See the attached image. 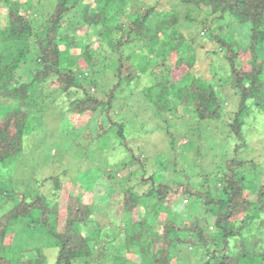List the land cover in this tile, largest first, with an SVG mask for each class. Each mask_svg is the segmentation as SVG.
Masks as SVG:
<instances>
[{
	"label": "trees",
	"instance_id": "trees-1",
	"mask_svg": "<svg viewBox=\"0 0 264 264\" xmlns=\"http://www.w3.org/2000/svg\"><path fill=\"white\" fill-rule=\"evenodd\" d=\"M39 1L0 0L5 10L4 24L0 29V108H4L0 117V162H8L19 154L27 126L44 114L42 106L37 105L43 87L51 92L59 89L60 98L65 102L63 108L78 115L71 118L76 125L83 124L85 116L90 120L95 113L99 112V115L105 111L109 127L104 132L117 126L116 134L123 137L121 143L143 168L148 164V157L138 143V137L126 138L125 123L113 120L117 112H109L114 92L117 88L123 90L124 84L139 90L145 102H150L156 113L163 117L168 128L179 131L191 121H219L224 118L229 129L226 137L238 139L233 145L235 151L246 146L247 140L242 131L244 117L251 113L255 117L264 113V0H172L173 3L162 8L156 2L153 6L143 5L141 14L137 16L129 7L132 0H52L43 37L34 32L28 14L29 8ZM198 12L207 16L218 14L215 16L218 18L227 15L226 22L210 31L212 49L209 54L215 56L225 52L231 66V74L225 81L220 73H212L217 82L215 86L195 73L199 70L193 61L200 64L202 57L197 53L204 47H195L198 40H188L180 29L175 28L182 16L194 21ZM121 16L127 22L117 23L122 36L116 40L111 33ZM78 17H81V23L74 21ZM229 26H233L234 32L231 28L229 30ZM78 28L84 29V34H78ZM92 31L97 36L93 44L89 43ZM104 34L109 35V44L118 55L115 68L118 80L110 88L106 99L98 98L82 83L86 71L92 72L97 63L96 49L101 46ZM136 41L141 45L147 42L146 47L140 45L124 55L126 46ZM31 48L36 50L34 60L30 59ZM131 52L138 55L139 63L144 61L148 72L136 70L133 65L135 56ZM189 54L190 58L186 59ZM156 62L164 71L160 79L154 77ZM31 63L34 66L28 67L24 78L18 70ZM35 64L39 66L35 67ZM214 68L216 70L217 67ZM223 82L229 84L230 89H235L237 94L234 97L219 89L221 84L224 86ZM229 95L236 100L228 99ZM129 96L122 99L123 102L129 101ZM228 100L235 105L234 109H228ZM140 126L143 127V122ZM101 131L99 129V135ZM186 131L188 143L183 147H193L195 153L200 152L201 133L194 129ZM137 134L139 136L140 132ZM170 134L169 144L166 145L175 157L173 166L166 161L164 153L167 152L158 150L153 170L141 178L154 179L157 169L161 171L173 167L178 169V177L182 175L183 178L176 183L153 184L145 194L154 199L147 212H140L141 196L130 190H125L121 199L118 191L109 193L111 176L107 177L103 172L92 183L80 182L75 190L71 186L73 180L61 183L59 177L53 176L57 192L52 204L47 203V197L37 188L31 192L19 187L16 193L4 194L0 191V195L3 193L11 200L10 207L0 213V264H50L43 246L56 250L54 264H79V260H83L84 264H99L97 260L105 256L102 246L105 243L102 238L101 243L98 242L101 227L83 233L77 226L90 221L99 209L109 212L111 225L118 220L117 226H123L120 229L122 242L132 251L133 261L113 254L109 258L112 264H138L139 255L133 252L132 247H137V251L142 253L145 264H170L175 242L193 247L206 241L203 228L198 223L203 215L176 220L166 212L159 213V209L163 206L167 208L171 199L193 176H202L203 182L199 183L198 190L201 191L192 190L191 193L210 206L204 215L208 216L209 224L216 230L212 235L215 250L210 257L207 255L209 258L205 263L264 264V162L242 159L239 154L227 160L217 177L218 187L221 185L222 188L221 195L212 196L209 181L213 175L202 166L203 159L192 162L194 173L189 172V166L177 162L176 158L183 157V148L176 151L175 135ZM247 167L255 173H249L248 169L246 172ZM218 168L219 165L215 167ZM37 183L39 181L34 184ZM202 186L206 187L205 190ZM86 188L93 189L94 197L83 202L81 196ZM125 214L129 220L125 219ZM23 229L27 230L29 241L20 247L22 239L19 231ZM35 234L38 237L31 239ZM23 251H35V255L23 258Z\"/></svg>",
	"mask_w": 264,
	"mask_h": 264
},
{
	"label": "rangeland",
	"instance_id": "rangeland-1",
	"mask_svg": "<svg viewBox=\"0 0 264 264\" xmlns=\"http://www.w3.org/2000/svg\"><path fill=\"white\" fill-rule=\"evenodd\" d=\"M52 2V0H40L37 4L35 3L32 5V8H29L28 14L29 19L32 20L31 23H33V30L40 37H43L46 33L47 18L53 6ZM156 2H159L160 8L173 3L172 0H132L129 7L131 8V12L137 16L139 13L141 14L143 5L153 6ZM184 11H186V9H184ZM4 12V5L0 3V29L5 20ZM217 15L218 14L207 16L204 13L198 12L197 16L194 15L196 18L194 21L186 20L182 16L175 26V28L180 29V31L187 36L188 40L192 41L196 39L199 41L195 44V47H199V45L204 47L197 53L202 57L199 62L200 64L197 65V62L194 61L193 64L197 70H199L195 73L205 78L212 86H215L217 83L212 73H220L224 81L227 80V77L231 74V66L228 59L225 58V52L215 55L216 57L208 52L212 49L210 43L212 36L210 31L215 30L218 25L227 21V15H225V18L215 17ZM74 21H76V23L82 22L81 17H78L77 20L74 19ZM111 22L110 20V23ZM118 22L126 23L127 20L121 16L115 22L111 37L116 40L122 36L121 31L117 29ZM228 28L231 31L233 26H229ZM76 32L78 34H84V29L81 30L78 28ZM96 39L97 36L95 31L90 32L89 43L93 44ZM109 39V35H102V44L96 49L97 63L93 71L87 70L89 73L86 71L82 79L83 85L86 86L90 92H93L98 98L103 99H106L110 88L113 87L118 80V75L115 73L118 55L116 50H113L112 46L109 44ZM32 41H35V39H32ZM146 43L141 45V42L136 41V43L126 46L124 55L140 45L145 48ZM1 45L0 43V46ZM32 48L30 59L34 60L36 50ZM144 51L148 53L145 49ZM76 52L78 53V51ZM130 54L135 56L133 65L136 70L143 71V73L148 72V69L144 67V61L142 63L140 61L139 63L137 60L138 55L134 52ZM190 56L191 54L186 56V59L188 57L190 58ZM157 62L154 69V77L160 79L164 71ZM127 63L130 64L129 61H127ZM33 66L34 64L32 63L27 64L20 67L18 71L20 74H24L23 77L26 78V70L28 67ZM37 66H39V64H35V67ZM215 66L217 67L216 70H214ZM139 81H142V79ZM47 83L48 81L46 84ZM122 86L124 88L123 90L122 88H117V91L114 92L115 96L112 98V105L109 112H117V117H115L116 115L113 116V120H120L123 125L125 123L124 134L126 138H130L133 135L138 137V143L142 145V148L147 152L145 155L148 157V164L145 168L139 165L138 161L127 150L126 146L121 143L123 137L116 134L117 126H113L107 132H104L105 128L109 127V117L105 111H102L99 115V112L95 113L90 120H87V116H85L83 117L84 123L76 125L71 118H77L78 115L76 112L68 111L63 108L65 102L62 100L63 98H60L62 95L59 94V89L51 92L49 89L43 87L41 88L40 96L36 95L38 96L37 105L42 106L44 114L27 126L26 135L23 138V148L19 154L8 162H0V191H4V194L5 192L16 193L19 187L26 192H31L33 188H37L41 194L47 197V203L52 204L55 201V193L57 192L54 187L55 176L59 177L61 183L73 180L71 186L72 189L75 190L80 182L92 183L93 180L98 179L103 172L105 176H111V179H109V185H111L109 193L118 191V194H120L119 199H121L124 196L125 190H130L134 194L141 196L140 212H147L149 208L152 207L154 199L146 197L145 194L152 188L153 184L156 182L176 183L180 182L183 178L182 175L178 177L179 171L174 167L173 169L169 168L161 171L160 168L157 169L154 179L144 180L141 178L142 175L148 176L151 173L150 171L153 170L155 154L158 150L167 152L164 153L166 161L173 166L175 157L166 145L169 144V138H171V134L169 135V133L175 135L176 151L179 148H183L181 151L183 157H180V159L176 158L177 162H180L181 165L189 166V172L194 173L192 162H198L203 159L202 164L204 165L202 166L204 169L209 170V174L213 175V178L209 181L211 182L210 189L212 196L221 195L222 188L221 185L218 187L219 183L217 177L218 173L222 172L223 164L227 160H231L239 154L242 159L264 162V113H260L256 117L251 113L244 117L242 131L247 140V144L237 152L233 145L235 141L238 142V139L236 137L234 139L232 136L226 137L229 129L224 118L219 121L197 120V122L194 123L191 121L189 124H185L179 131H176L173 127H167L168 125L163 121V117H160L156 113L155 108L151 107L152 105L150 102H145L139 90H135L133 86L125 84ZM92 88L93 90H91ZM219 89L223 90L226 94H232L233 97L237 94L235 89H230L229 84L226 82L224 86L221 84ZM130 94L132 96H129ZM126 96H129L130 100L123 102L122 99L126 98ZM232 96L229 95L228 99L232 98ZM234 100L236 99L232 101ZM232 101H227L226 106L228 109L235 108ZM34 109H37V107H34ZM166 109L167 106H165L164 111H166ZM3 113L4 108H0V117ZM163 115L164 112L162 113V116ZM141 122H143L142 128L140 126ZM98 123L101 124L99 125ZM99 129L102 130L100 135L98 134ZM153 129L154 131L150 132ZM188 129H194L201 133V151L197 152L198 154L195 153L193 147L190 149H185L183 147L188 143L186 141L188 136L186 130ZM137 132H140L139 136H137ZM227 155H231V157L228 158L226 157ZM218 165L219 168L215 169ZM197 169L198 167L195 166V170ZM247 169L249 173H255L250 167L245 169L246 172ZM176 173L177 175H175ZM50 176L54 177L52 178ZM201 177L202 176H193V178L186 181V186L181 188L179 194L171 199L170 205L167 206V208L163 206L159 209V213L166 212L170 218L176 220L189 217L193 219L196 216L203 215L199 217L201 219L198 220V223L203 228L202 234L206 240L205 244L197 243L196 246L188 247V245H183L181 242H175L171 250L170 264H206V260L215 250V242L212 235H214L216 230L211 223L209 224L208 216L204 215L205 210L209 209L210 206L205 205L203 199L195 197L191 193L192 190L199 189V183L203 182V178ZM101 178H104V176ZM35 180L39 181L36 185L34 184L36 182ZM92 188L83 189L81 196L83 202L90 201L88 199L92 196L94 197ZM187 188H189L190 191H187ZM202 188L205 190L206 187L202 186ZM16 195L18 194H15V196ZM10 205L11 200H8L2 193V195H0V213L6 211ZM89 208H93V206H89ZM35 213H37V211H35ZM125 217V219H127L126 214ZM129 219L130 218L127 220ZM108 220H110V224H108ZM118 223L119 221L116 220L115 224L111 225L109 212L104 209H99L96 211L95 215L91 217L90 221L78 223L77 225L83 233H87L97 226L101 227L98 242L101 243L102 238L105 243V246L102 245L105 248V256L97 260L99 264H112L109 258L113 256V254L122 255L127 258V260L133 261L131 256L132 251L125 247L122 242L123 233L120 229H122L123 226H117ZM26 231V229L19 231L22 239L20 247L29 241V239L26 238ZM37 237L38 234H35L31 239H36ZM194 237L196 238V236ZM115 247L117 248L116 250L114 249ZM43 248L49 256V263L54 264L53 259L56 250L49 249V247L46 246H43ZM132 249H134L133 252L139 255L140 259L138 264H145L142 253L137 251L138 248L132 247ZM34 255L35 251H23L22 253L23 258H31ZM207 255L209 257H207ZM92 262L95 263L94 260H92ZM79 264H84L83 260H79Z\"/></svg>",
	"mask_w": 264,
	"mask_h": 264
}]
</instances>
